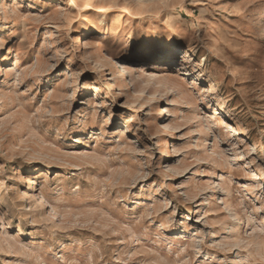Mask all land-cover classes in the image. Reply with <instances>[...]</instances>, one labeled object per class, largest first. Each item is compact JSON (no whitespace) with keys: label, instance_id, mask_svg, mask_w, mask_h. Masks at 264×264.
Here are the masks:
<instances>
[{"label":"rangeland","instance_id":"374dc122","mask_svg":"<svg viewBox=\"0 0 264 264\" xmlns=\"http://www.w3.org/2000/svg\"><path fill=\"white\" fill-rule=\"evenodd\" d=\"M190 1L0 0V264H264V0Z\"/></svg>","mask_w":264,"mask_h":264},{"label":"bare ground","instance_id":"6f19581e","mask_svg":"<svg viewBox=\"0 0 264 264\" xmlns=\"http://www.w3.org/2000/svg\"><path fill=\"white\" fill-rule=\"evenodd\" d=\"M201 5H202V2L200 0H192V1H190L189 7L185 8L186 13H184L183 17H185V18L189 17L190 18L192 16V14L195 13V10L198 9V7L201 6ZM188 8H196V9L192 10L191 12H193V11L194 12L191 13V12H189ZM261 26H262V23H261L260 19H255V20L251 21V28L250 29H251L252 32H257L256 36L260 40L262 39V35L260 34ZM259 46L263 47L264 45H263V43H259ZM157 67H160V65L157 66Z\"/></svg>","mask_w":264,"mask_h":264}]
</instances>
